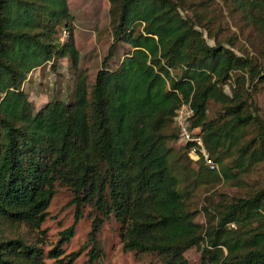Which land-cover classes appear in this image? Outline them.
Returning a JSON list of instances; mask_svg holds the SVG:
<instances>
[{
    "label": "trees",
    "instance_id": "obj_1",
    "mask_svg": "<svg viewBox=\"0 0 264 264\" xmlns=\"http://www.w3.org/2000/svg\"><path fill=\"white\" fill-rule=\"evenodd\" d=\"M107 1L112 43L90 85L79 70L67 0H0V264H45L42 249L6 225L39 229L60 188L74 208L73 224L47 253L60 264H73L87 248V263L99 264L98 233L111 220L123 250L152 264H192L185 257L192 248L197 264H264V184L244 196L207 198L198 223L168 147L180 142L190 158L175 122L189 106L188 130L219 167V175L210 173L198 160L196 173L245 184L264 164V118L252 96L264 86V51L254 57L236 46V36L222 38L204 3ZM228 11L264 32V0H230ZM117 44L129 50L111 70ZM64 58L74 69V100L36 111L24 83ZM210 101L218 107L213 118ZM84 215L87 243L65 255Z\"/></svg>",
    "mask_w": 264,
    "mask_h": 264
},
{
    "label": "rangeland",
    "instance_id": "obj_2",
    "mask_svg": "<svg viewBox=\"0 0 264 264\" xmlns=\"http://www.w3.org/2000/svg\"><path fill=\"white\" fill-rule=\"evenodd\" d=\"M191 1V0H187ZM196 3H204L207 19H212L214 24L223 29L222 38L225 36H236V46L241 47L245 52L259 56L264 51V32L249 27L240 13L228 11L230 0H194ZM69 11L74 18V43L80 55L79 70L86 75L91 85L97 71L100 69L104 57L107 56L108 48L112 43L108 25L107 0H67ZM65 38L64 33L62 39ZM210 45L212 40L208 39ZM129 50L126 44L115 46L114 56L109 61V68L116 69L124 54ZM75 84L74 69L68 58L54 60L44 67L36 69L24 83V90L35 110L37 111L47 102L61 100L72 102ZM228 92V87L225 88ZM256 103V112L264 118V86H258L252 91ZM218 107L213 101L208 102V117L213 118ZM171 148L170 166L173 173L179 179V188L190 191V209L200 211L196 221L204 224L201 213L202 207L206 204L207 198L219 199V195L244 196L251 190H255L264 184V164L256 167L249 175L243 178L245 184L236 186L225 184L221 180L209 179L210 175H198L196 173L201 163L195 162L185 155V150L180 142H169ZM219 175L217 172H210ZM70 193L64 188L57 190L48 208V217L39 229H30L24 225L8 224L10 234L23 236L40 247L44 253L45 264H60L58 260L50 259L48 251L53 249L61 233L73 224L74 208L70 204ZM90 219L84 215L76 225L75 234L68 244L63 246L65 255L78 251L87 243L90 232ZM98 243L102 249V256L99 264H152L153 259L149 256H137L133 252L124 251L120 238L119 225L113 220L105 222L98 233ZM90 248L82 251L73 264H88V252ZM186 259L197 264L200 253L192 248L185 254Z\"/></svg>",
    "mask_w": 264,
    "mask_h": 264
},
{
    "label": "built area",
    "instance_id": "obj_3",
    "mask_svg": "<svg viewBox=\"0 0 264 264\" xmlns=\"http://www.w3.org/2000/svg\"><path fill=\"white\" fill-rule=\"evenodd\" d=\"M191 115L192 110L189 106L182 105L178 110L175 122L180 132V140L181 142L191 144L188 153L191 160H200L208 171L217 172L218 165L211 159L204 146L202 137L197 134V131L190 132L188 130V119L191 117Z\"/></svg>",
    "mask_w": 264,
    "mask_h": 264
}]
</instances>
